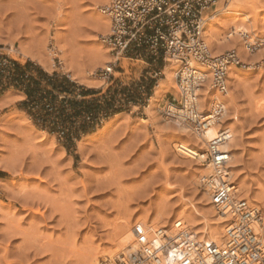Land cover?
I'll return each mask as SVG.
<instances>
[{
    "label": "rangeland",
    "instance_id": "374dc122",
    "mask_svg": "<svg viewBox=\"0 0 264 264\" xmlns=\"http://www.w3.org/2000/svg\"><path fill=\"white\" fill-rule=\"evenodd\" d=\"M107 2L0 0V59L13 65L8 75L0 67V163L15 165L0 170L6 183L0 184V264H119L121 251L112 261L108 256L125 222L133 228L139 219H159L172 226L180 213L197 211L199 225L184 223L193 234L218 216L199 182L205 162L176 151L182 140L161 112L166 100H155L151 114L150 101L143 102L174 60L113 56L101 41L109 28L90 25ZM224 3L217 0L218 10L207 12L217 14L214 32L205 35L209 50L235 49L251 63L234 71L237 80L227 92L233 100L220 124L235 133L229 164L236 196L264 209V48L244 52V36L231 35L229 26L237 19L242 32L264 38V0L250 9L242 5L246 21V15L219 14ZM96 46L105 51L102 62L90 58ZM24 49L41 51L48 67L20 53ZM106 66H112L107 79L100 75ZM80 76L83 83L75 79ZM167 85L178 97L177 85Z\"/></svg>",
    "mask_w": 264,
    "mask_h": 264
},
{
    "label": "built area",
    "instance_id": "2783aa9c",
    "mask_svg": "<svg viewBox=\"0 0 264 264\" xmlns=\"http://www.w3.org/2000/svg\"><path fill=\"white\" fill-rule=\"evenodd\" d=\"M217 0H108L101 12L109 20V33L101 36L111 54L131 59H163L178 63L175 80L178 97L172 96L161 107L162 114L174 119L173 107H183L188 101L193 111L187 120L195 133L205 129L200 113V89L205 80L217 94L227 90L226 76L230 67L249 68L235 49L213 55L202 36L203 25L209 18L208 10ZM245 49L255 52L264 48V38L244 36ZM12 63L0 59V67L10 74ZM197 69L203 70V78L195 77ZM112 66L101 71L109 78ZM159 72H154L158 74ZM207 73V74H206ZM205 74L207 78L204 79ZM155 85L150 87L153 89ZM146 95L143 102L150 100ZM198 103V106L197 104ZM138 104V103H137ZM139 105V104H138ZM213 114L221 116V102L212 106ZM230 138L229 129L222 127L209 141L205 159L213 166V172L202 178V185L211 188V200L217 210L227 217L222 242H202L184 229L176 228L172 233L160 229L155 239H149L141 227H133V241L137 247L122 253L119 264H152L160 256H166L173 264H264V233H257L256 225L264 221V209L252 206L244 199L235 197V184L227 170L230 152L223 144ZM208 258L209 262L204 261Z\"/></svg>",
    "mask_w": 264,
    "mask_h": 264
},
{
    "label": "bare ground",
    "instance_id": "6f19581e",
    "mask_svg": "<svg viewBox=\"0 0 264 264\" xmlns=\"http://www.w3.org/2000/svg\"><path fill=\"white\" fill-rule=\"evenodd\" d=\"M246 1H249V0H246ZM246 1L244 0H225V3H224V7L223 8H220L219 9V14H224V16L226 14L228 15H244V12L246 11L245 7L244 10L242 8V5L243 4H246ZM252 2V5L255 3V0H250ZM249 1V3H250ZM254 1V3H253ZM256 4V3H255ZM246 5H249V4H246ZM252 5H249L247 6L249 9L252 8L250 6ZM100 10V9H99ZM218 10V9H217ZM216 10V11H217ZM256 12V11H255ZM247 14H248V11H247ZM246 15V17L244 18V16L242 18H244V20L246 18H248L247 16L249 15ZM217 15V14H216ZM216 15H212L210 16L204 23L203 25V31H202V36L205 40V35L207 34V36H209V34L212 35V33L214 32V29H215V25H216V20H215V16ZM227 15V16H228ZM253 15V14H252ZM221 17V16H220ZM250 17V16H249ZM90 25L91 27L95 30V31H107L106 29L109 28L108 27V23H109V20L108 18H106L103 14H101L100 12L95 14V16H92L90 17ZM222 18V17H221ZM231 18V17H230ZM229 19V18H228ZM233 19V18H232ZM250 19V18H249ZM247 19V20H249ZM89 20V19H88ZM221 23H223L222 19H220ZM224 20H227V18H224ZM235 20V17L234 19ZM228 21V20H227ZM237 21V19H236ZM236 21H233L234 23H236ZM243 21V20H242ZM246 21V20H245ZM232 22V21H231ZM230 23V19H229V26L231 27V29H233L232 34H236V33H240L241 35L245 36L247 35V33L245 34V31L242 32V29H244L242 27L239 28V26L241 27V25H236V24H233ZM250 22V21H249ZM89 25V22L88 24ZM225 25V24H223ZM223 25H218V26H223ZM224 27V26H223ZM214 28V29H213ZM218 28V27H217ZM213 29V31H212ZM224 29V28H222ZM221 29V30H222ZM220 30V29H219ZM212 31V32H211ZM226 31V30H225ZM211 32V33H209ZM220 32V31H219ZM209 33V34H208ZM216 33V32H215ZM220 34V33H219ZM214 35V34H213ZM221 35V34H220ZM228 35V34H227ZM231 35H228V36H231ZM254 35V34H253ZM216 37V36H215ZM222 37V36H221ZM220 37V38H221ZM208 38V37H207ZM234 38V37H233ZM237 39V37H235ZM242 38V37H241ZM214 39V38H213ZM226 39V38H225ZM229 39V38H228ZM222 40V39H221ZM206 41V40H205ZM218 41V40H217ZM236 40L233 39V40H229V44L227 45V47L230 48V46H233L234 47V42ZM214 42V41H213ZM220 42V41H218ZM226 42V41H225ZM237 42V41H236ZM217 43V42H216ZM237 44V43H236ZM214 48V47H213ZM243 48V47H242ZM241 49V48H240ZM245 50V48H243ZM241 49V51L243 50ZM222 50V48H221ZM243 50V51H244ZM217 51H220V50H217ZM242 51V52H243ZM246 52V50L244 51ZM244 52L242 54H244ZM20 53H22L24 56H28L30 58H32L33 60H37L38 63L42 64L44 67V65L46 64L45 60H44V57L42 55V52L41 51H37V52H32V51H28L27 50H22L20 51ZM241 53V52H240ZM247 53V52H246ZM217 54V53H216ZM90 58L92 57V59H98L99 62H102L104 61V58H105V51H103L100 47L96 46L94 47L91 52H90ZM249 54H247L248 56ZM253 55V54H252ZM251 55V56H252ZM241 56V55H239ZM245 56V54H244ZM242 57V58H245V57ZM254 57V55H253ZM250 61V60H249ZM264 61V60H263ZM94 62H97V61H94ZM171 63H167L166 67H164L163 71H165L164 73H166L167 75V78L166 79H161L158 84L156 85L155 87V92H154V95L152 97H150V103L148 104V106L146 107L147 109V114H151V112L153 113V111L151 110V107L153 105V103L155 102V100L158 99V97L160 96V94L165 90L166 86L169 87L167 84L170 83V85L174 86L176 84L175 82V78H174V69H175V66L174 65V61H170ZM245 62V61H244ZM249 63V62H248ZM251 63V61H250ZM249 63V64H250ZM177 64V63H176ZM49 65V64H48ZM108 65V64H106ZM178 65V64H177ZM47 66V64L45 65V67ZM48 67V66H47ZM108 67V66H106ZM178 67V66H177ZM176 67V68H177ZM77 69V68H76ZM239 70L237 67H230L228 70H227V76H226V84H227V90H226V93L224 95H220V94H217L215 92V90L211 87V85L208 83V80H205L206 82L204 83V86L199 90L200 91V96H199V106H200V113L202 114L201 117L203 118V120H207L209 119L207 122L204 123L205 125V129L202 133H195L193 130V126L191 125V123L187 120V118L189 117H192V114H193V111L191 110V108H189V105H188V101L186 102L185 106L183 107H173V108H170L172 109V112L174 113L175 115V118L173 119L174 120V123L177 125H175L174 127H176L177 129V132H178V136L181 137V142L180 144L178 145L177 149L176 150L180 155H183L185 157H190L188 159H191V158H196L198 156V158L200 159V161H203L205 162L204 164H200L199 166V172H202V174L199 176V182L201 183V180L204 176L206 175H209L213 172V166L210 162L206 161L205 159V151L203 152H198V150L200 149H203V146L204 145H208L209 141L211 139H213L217 134H218V131L222 128V127H225L227 129H229L230 131V138L228 141H226L224 144H223V148L225 150H228L230 152V155L233 156L232 154V151L234 149V140L233 139V136L235 137V133L233 132V128L231 129V126H228L229 124L227 123V125H221L220 124V121L222 120V115L224 114V112L221 114V116H217L215 114H213L212 112V106L214 105V103L216 102H221L222 106L224 107V111L226 110V102L229 103V102H232L233 100V96H231V94L227 93L228 92V88H229V83L230 82H233V81H236L237 80V74L234 73L235 70ZM71 70V69H70ZM73 70V69H72ZM79 71V70H78ZM75 72V73H74ZM73 74L74 75H83L82 73H79V72H76L74 71ZM78 73V74H76ZM207 74V73H206ZM205 74V78H207V75ZM203 75H204V71L203 70H200V69H197V72L195 73V77L196 78H200L202 79L203 78ZM86 76V75H85ZM83 76H80L78 78H75V79H78V80H82L84 78H81ZM90 79V78H89ZM236 79V80H235ZM85 80V79H84ZM239 80V79H238ZM81 82V81H80ZM84 81L82 80V83ZM86 82V81H85ZM91 83V81H90ZM87 84H89V82H87ZM176 86V85H175ZM168 90V89H167ZM170 90V89H169ZM12 95V94H11ZM7 99V97H6ZM197 106H198V103H196ZM228 104V107L232 106ZM154 106V105H153ZM231 108V107H230ZM259 108V107H258ZM153 109V108H152ZM149 111V113H148ZM151 111V112H150ZM227 114V113H226ZM119 114H117L116 116L118 117ZM152 116V115H151ZM113 119V118H112ZM160 119V118H159ZM24 120V119H23ZM22 122V121H21ZM141 122H143V124H145L144 122H146V120H142ZM223 123V121H221ZM142 124V123H141ZM109 125V122H106V125L103 126L102 129H105L106 127H108ZM174 125V124H173ZM232 125H234L232 123ZM175 130V129H174ZM238 130V129H237ZM179 138V137H178ZM80 144V143H79ZM13 160V159H11ZM196 160V159H195ZM230 162V161H229ZM232 162V161H231ZM230 162V163H231ZM3 163V162H2ZM6 163V162H5ZM196 163V162H195ZM198 163V162H197ZM235 163V162H234ZM189 164V163H187ZM199 164V163H198ZM196 165V164H195ZM15 166V165H14ZM14 166L11 165H7V164H1L0 163V170H5L7 172H11L13 171L12 169L14 168ZM188 166V165H187ZM233 165L232 164H229L228 163V166H227V170L229 171V174H230V177H232V174H231V170H230V167H232ZM188 168V167H187ZM193 169V168H192ZM192 171V170H191ZM198 172V173H199ZM14 173V172H13ZM196 173V172H195ZM197 173V174H198ZM200 174V173H199ZM194 176V174H193ZM197 176V175H196ZM198 177V176H197ZM195 178V177H194ZM194 178L192 179L193 182L194 181ZM198 179V178H197ZM5 179H0V184H1V187L4 188V186H6L4 183ZM205 187V193H206V196L208 199H206L208 202H209V198L211 200V188H209L208 186L206 185H203ZM243 188V187H242ZM245 188V187H244ZM248 188V187H247ZM246 188V189H247ZM239 190V189H238ZM4 191H7V190H4ZM241 191V189H240ZM239 192V191H238ZM247 192V191H246ZM236 193H237V188L235 187V197L237 199H244V198H238L236 196ZM261 193V192H260ZM263 195V193H262ZM247 197V196H246ZM251 203H253L254 205L256 204L255 202H257L255 199H251L249 198ZM245 200V199H244ZM248 201V200H247ZM212 202V200H211ZM213 204V203H212ZM0 206H1V203H0ZM214 206V205H213ZM215 207V206H214ZM216 209V208H215ZM209 212H212L211 210ZM217 213V217L214 219V221H211L209 223H207L206 225V228L202 229V230H197L196 229H193V232L194 233H197L195 234V237L199 240H201L202 242H208V241H216V242H222L223 240V236H224V231H225V226H226V223H227V217L225 215H223V213H221L219 210L216 209L215 211ZM200 213H198L197 211H193L191 213H188V214H185L184 213H180V215L177 216V218L173 221V224L172 226H168L169 224L166 223V222H163L159 219H156V220H149L147 221L146 219H139L137 220V223L133 226V227H141L144 232L146 233V235L148 236L149 239H155V236L157 234L158 231H160V229L162 230H166L167 232L169 233H172L173 231H175L176 228H181V229H184L186 232L192 234V232L190 230H188V228L186 226H184V223H187L191 228H195V226L199 225L200 222L196 221L195 217L196 215H199ZM2 216V215H0ZM198 222V223H197ZM118 228V227H117ZM117 230V229H116ZM196 232H195V231ZM256 231L257 233H261L263 234L264 233V221L262 223L261 226L259 225H256ZM193 233V234H194ZM192 234V235H193ZM115 236L114 237V242H115V245H116V249H114V252L112 254H110L108 256V259L109 261H112L113 258H114V255L118 252V251H121L116 258H119L120 255L122 253H126V252H129L133 249H135L137 247V244L133 241V234H132V228L130 227V223L129 222H125L121 225V227L117 230V233L115 232ZM125 249V250H124ZM204 261L206 262H209L208 258H204ZM109 263V262H108ZM100 264V263H98ZM104 264V263H103ZM152 264H173L171 261L168 260V258L166 256H160L159 260L157 263H152ZM196 264H204V262L202 260L199 261V259L197 260V263Z\"/></svg>",
    "mask_w": 264,
    "mask_h": 264
},
{
    "label": "crops",
    "instance_id": "0c3cea01",
    "mask_svg": "<svg viewBox=\"0 0 264 264\" xmlns=\"http://www.w3.org/2000/svg\"><path fill=\"white\" fill-rule=\"evenodd\" d=\"M157 84H155V86L153 87L152 89V93H151V97L154 95V92H155V87H156ZM173 92L171 90H167L165 89L161 94L160 96L158 97L157 101H158V104L163 101V100H169L172 96H173ZM1 176H3V174H1ZM1 179H4L5 177H0Z\"/></svg>",
    "mask_w": 264,
    "mask_h": 264
}]
</instances>
